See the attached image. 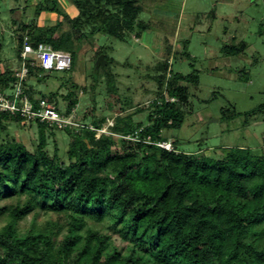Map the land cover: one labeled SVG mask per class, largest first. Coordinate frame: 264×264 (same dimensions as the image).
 <instances>
[{
	"label": "trees",
	"instance_id": "16d2710c",
	"mask_svg": "<svg viewBox=\"0 0 264 264\" xmlns=\"http://www.w3.org/2000/svg\"><path fill=\"white\" fill-rule=\"evenodd\" d=\"M58 1L39 0L34 6V19L18 25V64L23 33L30 44L48 42L54 49L68 51L72 60L78 47L74 44L85 36L80 28L89 23L94 26L95 18L83 14L82 9L69 14ZM107 1L119 2L120 10L101 19L108 41L100 52L106 58L104 66L93 67L92 74L107 77L113 88L109 68L116 61L109 53L115 41L127 35L124 29L133 28L136 6L134 0ZM44 12L56 15L55 24H43ZM60 28L63 32L57 38ZM243 47L225 45L222 52L237 55ZM14 70H0L1 86L13 85ZM40 71L30 66L27 78ZM194 73L174 72L164 91L152 101L147 124L134 123L130 116L113 119L108 126L111 134L124 136L133 133L134 125L141 128L138 141L117 139L123 152L113 150L116 140L111 134L96 137L95 130L88 128L78 132L58 130L72 137L66 163L56 153H46L45 130L53 132L54 128L42 123L35 124L38 144L32 152L15 141L0 143V201L27 194L23 203L0 207V213L7 212L9 218L0 229V264H264V155L235 146L221 156L201 157L155 144L165 141L161 134L164 129L180 128L189 101L187 87L181 83L197 84ZM24 86L29 98L38 92V97L53 102L62 111L53 94L37 90L27 79ZM75 88L73 84L67 93L68 104L62 111L66 114L78 102ZM261 110L264 104L244 114ZM7 118L20 121L0 113V127ZM89 121L100 128L107 119L91 117ZM147 136L149 142H145ZM37 205L68 211L66 232L60 241L54 242L48 232L34 229L24 235L15 234L14 223ZM105 218H110L112 233L126 242L124 247L112 244L108 233L92 229L80 232L87 219Z\"/></svg>",
	"mask_w": 264,
	"mask_h": 264
},
{
	"label": "rangeland",
	"instance_id": "374dc122",
	"mask_svg": "<svg viewBox=\"0 0 264 264\" xmlns=\"http://www.w3.org/2000/svg\"><path fill=\"white\" fill-rule=\"evenodd\" d=\"M38 1L0 0V70H13L18 65L16 29L20 23L34 19V6ZM87 1L88 5H82ZM132 2L136 6L134 26L131 30L124 29L127 35L116 40L114 50L109 53L111 60L116 61L109 68L113 88L107 77L97 78L92 74L93 67L105 64L104 61L96 65V60L101 55V60L106 58L100 52L108 41L101 19L119 8V2L107 0L58 1L61 9L69 14L82 9L83 14L95 18L94 26L89 23L80 28L85 36L74 44L78 47L71 60L70 74L69 70H41L28 77V82L46 95L53 94L62 111L68 104V91L76 84L74 94L78 102L73 114L84 124H90L91 117H104L113 124L117 117L130 116L134 123L145 125L152 101L164 91L174 72L196 71L197 84L181 83L187 87L189 96L182 124L179 129H164L161 133L164 140L169 141L176 152L201 157L221 156L235 146L264 155V111L244 114L264 104V0H230V4L222 0ZM41 21L53 25L56 15L44 12ZM63 29L57 31V38ZM22 36L24 42L28 36L25 33ZM225 45L244 47L237 55H224ZM137 61L149 69L139 66ZM236 112L240 115L229 117ZM107 122L103 126H107ZM2 124L0 143L15 141L30 152L35 150L38 136L34 123L7 118ZM137 128L139 126L134 125L133 132ZM111 135L116 140L113 150L120 152L123 151L118 138L133 141L123 135ZM45 137L46 153L49 156L56 153L68 163L70 134L46 129ZM26 199L27 194L20 193L0 201V207L23 203ZM8 219L7 212L0 213V229ZM68 219L66 210L53 211L37 205L33 212L14 223V231L17 235H24L30 229L45 231L58 242L66 232ZM109 222L110 218L87 219L80 232L92 229L108 233L112 244L124 247L126 242L112 233Z\"/></svg>",
	"mask_w": 264,
	"mask_h": 264
},
{
	"label": "built area",
	"instance_id": "2783aa9c",
	"mask_svg": "<svg viewBox=\"0 0 264 264\" xmlns=\"http://www.w3.org/2000/svg\"><path fill=\"white\" fill-rule=\"evenodd\" d=\"M20 56L21 60L15 67L13 74L15 78L13 85L11 87L0 85V113L18 118L21 122L42 123L47 128L57 130L69 129L76 132L82 128H88L95 130L96 137L110 133L108 126L112 125V122H107V126L95 128L92 124H84L79 121V118H75L73 110L66 114L59 111L55 104L46 98L35 96L31 99L26 93L24 83L27 79L30 66H37L46 72L68 70L71 67V57L68 52L54 49L44 42L32 45L25 40ZM168 100L175 101V98H168ZM140 130L141 128L123 137L138 141ZM149 141L150 138L147 136L145 142ZM155 144L160 148L173 150L172 144L169 141L159 140Z\"/></svg>",
	"mask_w": 264,
	"mask_h": 264
},
{
	"label": "water",
	"instance_id": "95a60500",
	"mask_svg": "<svg viewBox=\"0 0 264 264\" xmlns=\"http://www.w3.org/2000/svg\"><path fill=\"white\" fill-rule=\"evenodd\" d=\"M102 59V55L99 57L98 60H96V65L98 64H104V60H101Z\"/></svg>",
	"mask_w": 264,
	"mask_h": 264
},
{
	"label": "crops",
	"instance_id": "0c3cea01",
	"mask_svg": "<svg viewBox=\"0 0 264 264\" xmlns=\"http://www.w3.org/2000/svg\"><path fill=\"white\" fill-rule=\"evenodd\" d=\"M222 2L230 4V0H222Z\"/></svg>",
	"mask_w": 264,
	"mask_h": 264
}]
</instances>
